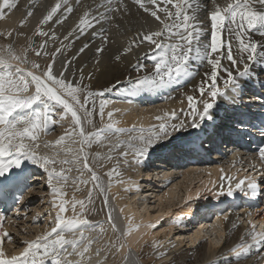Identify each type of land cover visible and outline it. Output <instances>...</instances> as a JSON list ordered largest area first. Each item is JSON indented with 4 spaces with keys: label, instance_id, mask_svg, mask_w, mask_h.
<instances>
[{
    "label": "snow or ice",
    "instance_id": "1",
    "mask_svg": "<svg viewBox=\"0 0 264 264\" xmlns=\"http://www.w3.org/2000/svg\"><path fill=\"white\" fill-rule=\"evenodd\" d=\"M76 3L80 4L81 0H76ZM133 3L153 18L156 30L149 27L138 31L128 46L123 49L121 55L130 53L133 48L140 49L146 46L147 51L143 52V56L144 58L150 56L152 61L151 70L139 62L134 65L137 69H144L145 74L137 77L133 82L130 95H136L141 89H162L178 80H184L187 83L195 79L196 75H200L201 79L193 88L197 95L186 97L189 108L187 115L191 116L190 127L192 128H199L205 119L213 118L211 110L218 98H227L232 102L238 99L240 78L249 73L258 55L264 56V51L261 50L262 43L252 39L249 34L250 30H257L261 36H264V0H229L224 6H221L217 0H209V4L215 7L207 13L211 29L209 36L204 39H202L204 29L198 18L199 10L194 8L192 0H133ZM16 7V0H2L0 18L4 17L3 10ZM61 8H63L62 15L65 20L74 11L71 6H68V0H56L55 5L39 20L36 35L48 37L53 41L58 39L55 31H52L50 35L42 30V26L50 21L62 24V19L54 20ZM129 12L130 8L125 0H95L94 5L83 12L77 25L64 36L63 41H60V46L51 53V62L45 69L35 62L31 63L30 69L23 68L21 65L29 64V51H34L37 56L49 55L48 52L42 51L47 47V39L39 45V49L29 44L20 53H16L11 43L0 49L4 53L0 55V176L13 166L19 167L25 159L40 164L47 173V183L54 194L53 207L58 209L54 217L55 226L51 228V231L45 232L35 240L25 241L26 246L19 255L8 256L0 246V264H45L48 259H51L53 264H83L93 243L92 239H86L82 230L88 223L86 213L90 211L88 205L92 203V191L88 193L87 203L73 198L71 205L73 215L66 216L69 202L63 199V184L67 181V172H70L71 168L61 167L58 170L55 165L74 163L79 166L83 159V169L91 173L93 190L104 193L106 189L101 183L100 176L90 167L87 153H84L83 157L81 153L84 152L85 145L99 140L106 130L114 129L116 133H123L126 129L116 127L114 112L108 111L107 117L111 123L95 132H86L84 124H91V117L94 114L98 113L103 122L105 106L108 102L102 100L97 109L94 97L102 96L109 89L104 88L94 93L90 90V86L84 83L85 68L80 66L72 70L73 63L91 47L89 43H83L70 56H65V53L72 47L69 38L74 37L75 40H79L88 29H91L87 33L90 38L101 39V46L95 47V54L102 53L105 50L103 45L109 41L107 35L109 29L105 28L104 24L111 25L118 17ZM32 15L33 12L29 10L25 20ZM25 20H21L20 24L23 25ZM225 29L238 41V55L233 54L232 40L225 44ZM3 35L5 33L0 32V36ZM12 35V32L7 33L9 37ZM121 55L115 56V60L120 61ZM58 57H61L60 67L54 71ZM224 59L228 61L227 65L223 63ZM11 61H15L16 64ZM196 62H200L201 66L207 65L203 73L193 67ZM221 74L226 77L222 86ZM88 79H91L90 73ZM82 94L83 100H81ZM37 104L40 107H36ZM183 111L181 109V112ZM69 114L72 120L70 129L65 130L54 145L45 142L44 146L47 148L63 145L78 132L80 149L74 150L70 147L62 149L65 153H72L71 160L67 158L58 160L59 152H53L52 155L42 154L39 142L41 133H46L51 130L50 125L58 123L55 116L59 115L62 120ZM177 119L176 111L165 112L163 116L157 115L155 120L160 123L152 124L148 128L139 126V135H130L127 140L117 141L109 148V151L123 148L119 155L125 162L131 155L135 162L144 163L156 145L167 140L171 133L185 128V121H180L178 124L172 123ZM127 131L136 132L137 127L133 125ZM259 160L264 168V147L259 149ZM250 168L252 172L260 171L255 164L250 165ZM108 175L109 177L118 176L119 173L116 169H112ZM261 176L264 178V171L261 172ZM225 179L231 181L235 177L222 175L221 181ZM84 182L87 183V181ZM245 186L248 191H245ZM235 187L244 191L245 195L250 191L252 196H256L260 190L256 177L253 175L240 178ZM199 194L198 191L196 195L199 196ZM232 194V189L229 187L227 195ZM56 199H59V203L55 202ZM108 199L107 195L103 196L105 207H108ZM187 199L191 200L192 197L189 196ZM77 205H79V212L76 211ZM4 218L0 215V222ZM107 219L113 231H116L117 225L113 221L111 210L107 213ZM249 223L250 229L245 233L248 239L245 240L242 236V242L230 248V256L226 259L238 261L242 257H248L253 249L259 250V247H264V230L257 231L256 225ZM133 227L138 228L139 225L129 223V232ZM149 227L154 229L156 225L151 224ZM64 233L72 235L66 237ZM4 239L11 240V234L6 231L0 233V244ZM69 247L72 249L71 252L68 251ZM123 247H125L124 244L119 245V248ZM99 251V249L96 250L97 255ZM73 254L81 259L76 261L68 259ZM160 254L164 255V253ZM87 259L90 260L91 257ZM259 259L264 262V255H261Z\"/></svg>",
    "mask_w": 264,
    "mask_h": 264
},
{
    "label": "bare ground",
    "instance_id": "2",
    "mask_svg": "<svg viewBox=\"0 0 264 264\" xmlns=\"http://www.w3.org/2000/svg\"><path fill=\"white\" fill-rule=\"evenodd\" d=\"M0 1L2 2V0ZM94 2L95 0H81V3L77 4L76 0H68V6H71L74 11L69 14L65 20L63 19L62 15L63 8H61L58 11L57 16L54 17V20L57 18L62 19V24H56L50 21L48 24L42 26V30L48 32L50 35L52 31H55L58 39L53 41L48 37L36 35V29L37 25L39 24V20L42 19L45 14H40L39 20H37L36 23H32V19L36 14L41 13L39 10L42 6L46 5L47 7L51 8L55 5L56 0H16L17 7L18 4L22 3V6L19 7V9H16L17 7L14 9L17 12L14 14L12 12L7 13L9 10L5 9L3 10L4 17L0 18V31L5 33V35L0 36V49L6 47L9 43L13 45L16 53H20L22 49L28 47L29 44H31L33 48L39 49V45L47 39V47L42 51L48 52L49 55L37 56L34 51H29V64L21 65L23 68L30 69L31 63L35 62L40 64L42 69H45L51 62V53L56 47L60 46V41H63L64 36L67 35V33L71 31L78 23L79 18L81 17L77 13L78 6L83 5L85 11L89 6L94 5ZM125 2L129 5L130 12L118 17L117 20L111 25L107 23L104 24V27L109 29L107 33L109 36V41L103 45L105 50L102 53L95 54V47L101 46V39L99 37L90 38L87 33H89L91 29L86 30V34L79 40H75L74 37H70L69 41L72 42V47L65 53V56H70L75 52V50L82 46L83 43H89L91 47L86 51L85 54H83L80 58H78L77 61L73 63L72 70H75L80 66L85 68L84 83L89 85L90 90L94 93L104 88L109 89L108 91L104 92L102 96L94 97L95 106L97 109L99 108L102 100L108 102L105 106V116L103 122L101 121L98 113L94 114L93 117H91L92 123L84 124V127H86V132H95L96 130L103 128L106 124L111 123L107 117L108 111L114 112V120L117 122L116 127L126 129V131L123 133H116L114 129L106 130L99 140H94L92 143L85 145L84 152L81 153V157H83L84 153H87L88 163L94 168L95 171H97V174L100 176L101 183L105 189V178H103L101 175L104 174L105 177L110 180L108 185L110 193L112 194H108L110 195L111 203L108 199V207L104 206L103 196L107 195L106 191L104 193H100L97 190H93L91 173L87 169H83V159H81L79 166L74 163L68 165H61L57 163L55 167L58 170L61 167H64L65 169L71 168V171L67 172L68 178H71L74 175L77 176L80 171L84 173V181H87V185L86 189L83 191H76L72 187L66 185L63 186L64 194L67 196L66 198L69 203H72L73 198L76 200H84L87 203L88 193L89 191H92V203L88 205L90 211L86 213V219L90 220V222L88 221V223L83 226L82 230L86 233L88 232L86 239H92L91 236L95 235L96 239L93 241L92 246L96 249H99V253H101L97 255L94 252L95 248L93 251H91V248L89 249L90 257L92 258L94 256L97 258L95 259V262L98 263L101 257V260L102 258H104L103 260H107V264H118V262L125 259L126 254L127 258L130 255L132 256L133 252L135 253V251H137L141 245L148 243V241L151 240V243L155 249L159 250V252L161 251L160 253H164V255L159 254L156 260H152L144 258V255L139 252L138 255L141 260L140 262L143 264H164V262L169 260L173 253H176L179 247L183 246L182 244L185 243L183 240H172L169 246L163 243L167 238L170 237L169 239H173V236L178 234L175 232V229H177L178 226H181V224H184L187 219H192L193 217L196 220L194 222L195 225L207 220L205 217H198V215H196L198 211L202 210L200 209L202 206L201 204L206 203L205 201L219 200V197H221L223 194L224 189L228 190L229 187L236 191L237 194L240 193L241 190L235 187L236 183L245 175L254 176L252 172L248 173V171L251 169L250 165L255 164L256 167H258L260 166V162L259 158L256 156V153L254 151H249V154L246 157H240L235 154L234 156L221 159L220 164H218V162L205 160L196 164L192 163L190 165L184 166L175 165V167H171L173 162L169 161V168L160 169L155 166L152 169H147V165L144 166V163L142 164L135 162L130 155L127 161L132 163L134 166H140L137 169L133 167V170L131 167L130 172L128 173H121L116 168H109V166H106L107 169H105V165L103 166L104 168L100 167L101 165H98L97 161L100 159L107 160L108 158L106 155L107 151L103 150L102 147H99L103 139L115 140L116 137H119L117 141L126 140L130 134H139V126L143 125L145 128H148L152 124L160 123V121L155 120V117L157 115L163 116L165 112L170 113L172 111H176L178 119L172 121V123L178 124L180 121H185V128L175 133H171V129H169L171 133L169 138L161 144L156 145L150 153L158 152L160 149L170 147L171 144L174 145L177 143L179 138H182L186 135L189 136V134L192 132V127H190L191 116L187 115L189 108L186 97L187 95H197V93L193 91V88L201 79L200 75H196L195 79L187 83L184 80H178L170 86L162 89H141L136 95L129 94L131 91V86L136 78L145 74L144 69H137L134 67V65L139 62L140 64L145 65L148 70H151L152 61L150 56L148 58H144L143 56V52L147 51L146 46L140 49L133 48V50L128 54H121L123 53V49L128 46L138 31L151 27L154 22L153 18H151L147 13H144L142 10L138 9V7L133 3V0H125ZM217 2L221 6H224L226 2H229V0H217ZM192 3L194 8L199 10L198 18L202 22V27L204 29L202 39H204L209 36L211 29L210 21L207 18V13L210 12L215 7V5H210L209 0H192ZM29 10L33 12V15L25 20ZM160 14L163 15V13ZM21 20H25L23 25L20 24ZM117 25L119 26L117 27ZM8 32H12L13 35L11 37L7 36ZM249 34L252 39L262 43L261 50L264 51V36H261L260 32L257 30H250ZM229 40H232L233 54L238 55V41L230 36L227 29H225V44H227ZM69 41H64V43H69ZM3 54L4 53L0 51V55ZM117 55H121L120 61L115 60V56ZM60 59L61 57L57 58L54 69L60 67ZM11 63L16 64L15 61H11ZM223 63L227 65L228 61L224 59ZM193 67L198 69L200 73H203L206 70L207 65L205 64L201 66L200 62H196L193 64ZM240 67H242V65H240ZM89 73L91 74V79H88ZM249 73L252 75L253 82L256 85L257 90H259L261 94H264V56L258 55L257 60L252 63ZM244 77L240 78V82L244 81ZM225 78L226 77L221 74V86L223 85ZM78 79L79 77L77 76V80ZM81 100H83V94L81 95ZM36 107H40L39 104H37ZM221 107L222 106L219 104V100H217L216 105L211 110L212 115L217 116ZM181 109L184 111L181 112ZM54 118L58 121L56 125L60 126L61 129L57 135L53 136V129L55 125H50L49 127L51 130L47 131L46 133H41L39 141L40 152L42 154L47 153L49 155H52L53 152H59V156L57 157L58 160L65 158L71 160L72 153H65L62 149L68 147L74 150L80 149L81 145L79 144L80 137L78 132L72 138L66 140L63 145L55 146V149H51L49 147L45 148L44 146L45 142H47L49 145H54L55 141L64 134L65 130L70 129L72 125L70 114L62 120L60 119L59 115L55 116ZM94 118H98L100 120L99 128L94 127ZM207 120L208 119H205V121L201 123L200 127H202L204 122ZM133 125L137 127V131H127L128 129H131ZM230 149H234V146H232ZM182 152L186 151L182 150ZM23 162H25L24 164L26 166L31 164L37 168L30 171L33 175L34 173L36 175H39V173H44L47 175L44 168L40 164L27 159L23 160ZM130 163L129 165H131ZM102 164H104V162ZM25 165L21 163L19 167L13 166L9 169L10 171L8 170V172H6V174H9L11 170L15 169L23 170L26 167ZM78 168L80 170H78ZM112 169H116L119 175H113L109 177L108 173ZM262 171H264V168H261L258 173H261ZM98 172H100L101 175ZM222 175L233 176L235 179L231 180L230 184H227L226 179L221 181ZM153 176H156V178L159 179V182L158 184L152 186L149 180L154 179ZM30 182L32 181L30 180ZM140 182H142L143 185H141ZM30 186H33V184L31 183ZM215 186L216 190L214 189ZM48 187L49 193L52 195V199L54 201L52 189L49 185ZM146 187H148V189L142 190ZM152 189H154V193L156 191L160 192L157 194L152 193L151 195H155V197L153 200H150L152 196L148 197L150 196L149 190ZM212 189L215 191L211 193L209 200L207 198L205 201H200V203H198L189 202L187 199L189 196L192 198L198 197L196 195L198 191L200 196L203 193L202 191L206 192L207 190ZM179 191V196H176ZM144 194L146 195L144 196ZM111 195L117 196L116 198L112 196V200ZM66 198L64 200H66ZM55 202L59 203V199H56ZM50 205L56 213L58 209L53 207L52 202ZM176 208L177 210L173 216L162 220V218L168 216L169 213L174 211ZM109 210H111L113 221L117 225V229H119L120 233L113 231L111 223L107 219V213ZM76 211L79 212L77 208ZM263 211L264 210L260 208L254 213H251L248 217H245L247 216L245 214L247 209L241 208L237 211H231L229 218L225 219L227 215L226 212L224 216L217 218V224L213 225L211 229H208L206 233L194 234L191 237V243L188 244L191 246L194 245L197 240H199L201 237H204L205 234H208L209 241H200L197 245H195L190 255H184L180 257L175 262V264H189L191 263L189 261L193 258H197V260L200 262L214 260L215 262L212 264H264V262L260 261L259 259L261 255H264V252H261L264 247H262L261 250L260 247L259 250L253 249L254 252L248 257H242L238 261L234 260L233 262L235 263H229L228 259L226 258L220 260L217 259L219 255H222L223 253H230L231 247L235 246L237 243H241L242 236L245 237V240L248 239V237L245 236V233L246 230L250 229L249 222L256 225L257 231L264 230ZM65 215H73L72 207H68V211L65 213ZM54 217L55 216H52L50 220L46 219L43 221L46 222L42 223L44 227L42 226L43 229L40 228L41 230L37 236L51 231V228L55 226ZM7 218H9V216L0 222V233L5 231L8 232V230L13 226H11L8 221L6 222V225H4V222ZM123 222H125L126 225L127 223H131L132 225H139V227H133L129 232V225L122 226ZM151 224H155L156 227L154 229L149 227ZM101 229H103V231H101ZM173 232L175 234H173ZM89 233H91V235H89ZM64 234L66 237H71L72 235L70 233ZM21 236L22 238H27V236H23L22 234ZM127 238H129V241H127ZM27 240L31 241L33 239L28 238ZM133 240H137V242L132 244ZM3 241L6 242L5 239ZM7 241L8 244L6 246L3 245V242L0 244V246H2L3 250L8 256L19 255V253L22 252L26 246L25 244H21L17 247H14V241ZM105 243L109 245L108 248L102 247V245ZM9 244L13 247H9ZM120 244H124L125 247L119 248ZM82 247L83 246H81V248ZM118 248L119 251L117 250ZM169 248L170 251H168ZM171 248H173L172 251ZM68 251L71 252L72 249L69 247ZM73 255L69 257H73ZM49 262L53 264L51 259L46 260L45 264H48Z\"/></svg>",
    "mask_w": 264,
    "mask_h": 264
},
{
    "label": "rangeland",
    "instance_id": "3",
    "mask_svg": "<svg viewBox=\"0 0 264 264\" xmlns=\"http://www.w3.org/2000/svg\"><path fill=\"white\" fill-rule=\"evenodd\" d=\"M93 122H94L93 123L94 127L99 128L100 120L98 118H94ZM60 129H61L60 126L55 125L54 129H53V136L57 135V133L60 131ZM130 135L135 136V135H139V134L135 133V134H130ZM118 139H119V137H116L115 140L103 139V141H101V145L99 147H102L103 150L107 151L106 155L108 158H107V160L100 159L99 161H97L98 165H101L100 167H102V168H104L106 166L107 167L109 166V168H116L121 173L130 172L131 167H132L131 168L132 170H133V167L135 169H137L140 165L134 166L129 161L124 162V158H122L119 155L120 151L123 150V148L116 149L115 151H112V152L109 151V148L112 147L113 145H115ZM97 156H98V154H97ZM101 161H103L104 164H102L103 162H101ZM129 163L131 165H129ZM107 167L105 169H107ZM83 174L84 173L82 171H80L77 176L74 175L71 178H68L67 181L64 182L63 186L66 185V186L72 187L76 191H83L84 189H86V185H87V183L84 182L85 177ZM36 178H39V179L36 180ZM36 178H35V182L33 181L34 182V186L32 189L33 191L32 190L26 191V193L30 192V191H32V192L28 194L27 199L25 200L26 202L22 206H20L21 210L20 209L16 210L15 207L13 206V208H11L12 212L10 213V217L7 218V220L4 222V225H6L7 221H8V223H10L11 226L13 225L12 228H10L8 230V232L11 234V237H12L11 241L15 242L14 243L15 245H13L14 247H17L21 244H25L24 242L28 241L27 240L28 238L35 240L38 237L37 234L41 230L40 228H42V226L44 227V225H42V223H45L46 221L45 222H43V221L46 219L50 220V218L52 216H55V214H56L54 212V209H52L51 205H50L51 202L53 204L54 201L52 199V195L49 193V187H48V183H47V175L44 173H41V174L39 173V175H37ZM179 193H180V191L176 194V196H179ZM64 196H63V199H65L67 197L65 194H64ZM44 197H45V199H44ZM66 201H68L67 198H66ZM71 205H72L71 202L68 203V207L69 206L72 207ZM76 208L79 210V205H77ZM200 217H202V216H200ZM20 233L23 236H27V238L26 239L22 238ZM210 234H212V233H210ZM7 240L8 239H5L6 242L3 241L4 246H6L8 244ZM207 240L209 241V238H206V239L201 240V241L207 242ZM171 242H172V240L169 242H165V244L167 246H169ZM107 243L103 244L102 247L108 248L109 245ZM182 245L183 246L179 247V249L176 253H173V255L171 254L172 255L171 258H169V260L164 262V264L165 263L166 264H175V262L180 257H182L184 255H190L193 248L195 247V246L192 247L187 242L183 243ZM13 246H11L9 244V247L12 248ZM172 249L173 248H171V251H172ZM156 250L157 249H155V247L153 245H148V247L145 249L143 257L146 259L156 260L159 256L160 252H161V251L159 252V250H157V251ZM168 251H170V248L168 249ZM253 252H254V250L252 251V253ZM261 252H263V251H261ZM229 256H230V253H223L222 255H219L217 259L220 260L223 258H227ZM233 261L234 260H232V259H228L229 263H235ZM189 262H191L189 264H212L215 261L214 260H211V261L208 260V261H201L200 262L199 260H197V258H193Z\"/></svg>",
    "mask_w": 264,
    "mask_h": 264
}]
</instances>
